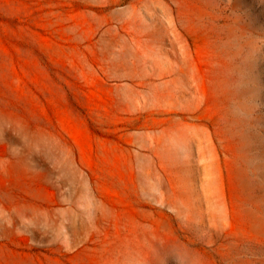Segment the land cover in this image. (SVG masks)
I'll use <instances>...</instances> for the list:
<instances>
[{"label":"rangeland","instance_id":"374dc122","mask_svg":"<svg viewBox=\"0 0 264 264\" xmlns=\"http://www.w3.org/2000/svg\"><path fill=\"white\" fill-rule=\"evenodd\" d=\"M0 264H264V0H0Z\"/></svg>","mask_w":264,"mask_h":264}]
</instances>
